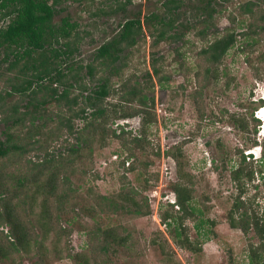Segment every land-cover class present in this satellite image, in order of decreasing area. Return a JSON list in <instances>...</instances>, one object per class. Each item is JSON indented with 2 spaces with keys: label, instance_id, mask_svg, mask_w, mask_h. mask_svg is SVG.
<instances>
[{
  "label": "rangeland",
  "instance_id": "obj_1",
  "mask_svg": "<svg viewBox=\"0 0 264 264\" xmlns=\"http://www.w3.org/2000/svg\"><path fill=\"white\" fill-rule=\"evenodd\" d=\"M247 1L256 0L226 3L184 0L183 7L174 15V31L182 35L177 42L163 40L155 45L151 30L143 25L137 44L115 63L117 71L104 70L96 77L109 80V95L103 106L108 111L116 110L106 117V134L92 133L91 128L83 129L91 120V111L88 110L85 114L87 120L76 118L70 121L71 133L64 125L60 127L53 116L47 126L55 132L51 137L41 133H30L31 137L25 138L20 136L17 144L25 152L15 151L2 160L7 165V172L31 177L33 165L44 159L61 160L62 157L72 164L60 172L54 195L48 196L41 189L34 196L30 211L24 206L29 211L28 222L39 238L42 233L36 220L48 224L49 232L41 248L30 247V252L16 253L0 260V264H84L85 261L88 264H249L247 240L256 243L255 233L250 231L244 235L231 228L227 221L231 205L239 194L230 173L237 167L240 152L255 172L253 181L246 184L241 197L247 202V208L264 218V186L259 173V170L264 172V164L260 165V159L246 156L264 141L262 123L256 126L254 134L239 130L229 121L230 116L248 120L252 114L256 118L253 111L260 104L257 100L264 95V80L255 77L248 63L255 64L264 52V34L256 37V41L241 35L246 32L250 19L241 14L239 4ZM126 2L70 0L59 7L63 11L53 18V23L58 24L61 18L69 17L78 25L81 38L78 51L68 63L61 64V69L65 65H82L79 74L88 90L98 83L87 75L85 69L86 65L93 63L96 50L117 34L125 20L139 17L143 22L148 15H161L163 11V0ZM206 5L208 10L213 9L208 21ZM227 33L235 35V43L216 68L208 63L200 50L206 48L214 36ZM152 59H156L162 77L160 81L153 75ZM215 68L216 79L212 77ZM123 82L127 88L141 86V95L149 104L151 121L147 120L148 124L142 126L141 134L142 115L118 121L123 111L130 113L136 108L135 104L122 101L120 86ZM76 86L71 90L74 95L79 92ZM0 93L4 94L1 82ZM26 102V97L20 100L14 95L5 99L4 108L7 113L14 107L23 111ZM79 102L77 108L83 106L82 98ZM44 107L53 114L60 110L55 103ZM261 114L264 117V110ZM35 124L40 125L42 121L38 119ZM10 125L9 121L0 122V140H5L3 133ZM28 125L26 121L21 135L28 132ZM120 126L134 136H142L141 148L123 145L122 138L112 137L111 131ZM17 131L10 128V133L14 134L12 138L16 137ZM132 137L124 136L125 142ZM126 148L134 157L131 172L126 167L117 166L125 157ZM177 162L181 165V174L177 173ZM187 175L191 176L189 186L193 191L188 206L194 214L184 222V236L195 251L176 245L180 230L177 223L170 219L165 226L160 220L170 202L176 201L172 186L180 176ZM34 190L31 185L23 187L21 192L30 196ZM119 192L123 195L128 192L133 195L134 192L137 206L123 200ZM107 200L118 206L116 212L110 210ZM19 202H23V198ZM22 205L19 203L20 209ZM136 209L149 213L135 215L133 211ZM44 210H47L46 217L42 214ZM172 211L174 213L177 208ZM0 231L5 235L8 227L2 225ZM107 231L124 237L125 243L113 245L103 234ZM104 244L109 248L106 254L100 250Z\"/></svg>",
  "mask_w": 264,
  "mask_h": 264
},
{
  "label": "trees",
  "instance_id": "obj_2",
  "mask_svg": "<svg viewBox=\"0 0 264 264\" xmlns=\"http://www.w3.org/2000/svg\"><path fill=\"white\" fill-rule=\"evenodd\" d=\"M68 1L70 0H0V22L4 23L0 26V82L4 92L3 95L0 93V122L4 124L9 121L11 124L3 133L5 140H0V226L5 225L8 227L7 234L4 235L0 231V260L7 259L16 253H28L31 251L30 247L41 248L44 238L49 232L48 224L41 222L40 219L36 220L42 233V237L39 238L28 222L29 209L34 201V196H37L41 189L48 196L55 194L59 185L60 172L67 165L72 164L69 159L66 160L62 157L61 160L44 159L40 164L33 165L31 177L17 172H7V165L3 164L2 160L15 151L20 152V154L25 152L24 148L19 143L17 144V140H21L20 136L25 138L31 137L30 133H41L51 137L55 132L47 129V126L53 116L56 117L60 127L64 125L67 131L71 133L73 126L70 121L76 118L83 121L87 120L85 114L88 110L91 111V120L85 124L83 129L91 128L92 133L101 132L106 134V117L116 110L108 111L103 106L105 98L109 95V80H104L101 77L96 78L98 73L104 70L113 71L114 73L117 71L115 63L120 60L125 51L137 44L138 38L142 34L143 25L151 30V37L155 38L153 42L155 45L159 41L177 42L182 38L180 33L174 31L176 30L174 15L183 7L184 0H163L161 4L162 14H150L144 18L143 22L139 17L125 20L120 25L117 34L96 50L93 63L85 66L87 75L98 82L92 90H88L86 84L81 82L79 74L83 69L82 65L78 64L76 67L65 65V68L61 69V64L68 63L78 51L77 44L81 39L77 30L78 25L71 22L69 17L61 18L58 24L53 23L55 15L63 11V8L59 7ZM130 1L127 0L126 3H130ZM220 1L226 3L232 0ZM207 4L210 6V2H207ZM262 5H264V0L247 1L239 4L241 14L250 19L246 32L241 35L251 38L253 41H256V37L264 34V7ZM208 6L206 5L205 8L208 11L206 12L208 15L207 21L212 18L211 13H213V9L208 10ZM201 35H203V32H201ZM234 43L235 35L233 33H227L220 37L214 36L206 48L200 50V53L205 56L209 64L217 68ZM58 61L61 63H58ZM155 63L156 59H152V72L160 81L162 77ZM248 63H250L255 77L264 80L262 79L264 77V52L255 64ZM216 68L212 75L214 79L218 78ZM148 75L150 77V74ZM75 84H77L76 88L79 91L76 95L71 92ZM126 85L125 82L121 83L120 91L123 93L121 99L124 103L135 104L136 108L131 109L130 113L123 111L118 116L120 117L118 121L131 117L133 119V116L142 115L141 127L139 128L141 134L142 126L148 124L147 120L151 121L148 111L149 104H147L145 97L141 95L143 90L141 86L135 85L127 88ZM60 87L61 90H59ZM14 95L18 96L20 100L23 97L27 98L24 110L20 111L19 108L14 107L7 113L4 108L5 99ZM80 98L83 100V106L77 108L80 104ZM50 103H55L60 109L57 114L49 112L44 107ZM262 103L264 102L260 101L258 106ZM38 119L42 121V124H35ZM26 121L29 122L28 132L21 135L22 127ZM229 121L239 130L246 133L252 131L254 134L259 122L252 114L248 120L230 116ZM251 126L252 129L249 130ZM10 128L18 129L15 138H12L14 134L10 133ZM124 129L120 126L118 130H112V137L122 138L123 145L132 144L135 148H141L144 140L142 136H134L131 131ZM126 135L133 136L127 143L124 140ZM254 144L256 145V142ZM261 147L263 157L260 160V165H263L264 141ZM126 150L125 157L117 163V166L124 168L126 161H129L126 170L131 172L134 170V163L132 162L134 157L129 148H126ZM71 152L75 153L76 150H71ZM245 159L246 157L240 152L237 167L230 173V178L236 184L239 194L235 196L228 212L227 221L231 228L240 230L244 235H247L250 231L255 233L256 243L247 240L249 264H264V218L247 208V202L241 197L242 190L246 184L253 181L255 174L252 164L246 163ZM177 163V173H180L182 172L181 165L179 162ZM259 173L262 175L264 186V172L259 170ZM43 177H46V179H43ZM190 180V175L180 176L179 181L172 186L176 201L174 204H170L168 210L163 212L160 220L165 226H167V221L170 219L172 222L177 223L180 230L175 240L176 245L195 251L188 238L184 236V222L194 214L188 206L193 199V191L189 186ZM31 185L35 187V190L31 192L30 196L21 192L23 187ZM68 191H71L70 188H68ZM122 193L119 192V196L123 197V200L137 206L136 201H134V192L133 195H130L129 192L128 195ZM20 198H23V202H19ZM106 202L112 212L117 211L118 206L113 201L107 200ZM19 203L23 204L21 209ZM43 203L46 204V201L43 200ZM24 206L28 207L29 211L24 209ZM175 206L178 212L174 211L172 213ZM46 211L42 212L45 215L43 217H46ZM133 213L145 216L149 212L136 209ZM177 213L181 214L178 215ZM111 233L107 231L103 234L113 242V245H123L125 243L124 237L114 236ZM100 250L102 254L109 252L108 244L102 245ZM84 264L88 263L85 261Z\"/></svg>",
  "mask_w": 264,
  "mask_h": 264
},
{
  "label": "clouds",
  "instance_id": "obj_3",
  "mask_svg": "<svg viewBox=\"0 0 264 264\" xmlns=\"http://www.w3.org/2000/svg\"><path fill=\"white\" fill-rule=\"evenodd\" d=\"M260 101H263L264 102V95L262 97H260L259 100H257V103H260ZM264 109V103H262L260 106H258L253 112H255V117L256 119L262 123V131L264 132V117H261V112L263 111ZM259 122H258V125L259 126ZM260 148V149H259ZM258 147H255V150H250L246 156L247 157H253L254 160H257V159H260L263 157V153H262V147L259 146Z\"/></svg>",
  "mask_w": 264,
  "mask_h": 264
},
{
  "label": "built area",
  "instance_id": "obj_4",
  "mask_svg": "<svg viewBox=\"0 0 264 264\" xmlns=\"http://www.w3.org/2000/svg\"><path fill=\"white\" fill-rule=\"evenodd\" d=\"M114 157H115V156H114ZM128 162H129V161H126V163H125V165H124L125 167H127V166H128ZM170 203H171V204H174V203H175V201L173 200V201H171ZM175 207H176V206H175ZM176 208H177V207H176Z\"/></svg>",
  "mask_w": 264,
  "mask_h": 264
},
{
  "label": "bare ground",
  "instance_id": "obj_5",
  "mask_svg": "<svg viewBox=\"0 0 264 264\" xmlns=\"http://www.w3.org/2000/svg\"><path fill=\"white\" fill-rule=\"evenodd\" d=\"M263 110H264V109H263ZM261 113H262V112H261ZM261 117H263L262 114H261Z\"/></svg>",
  "mask_w": 264,
  "mask_h": 264
}]
</instances>
